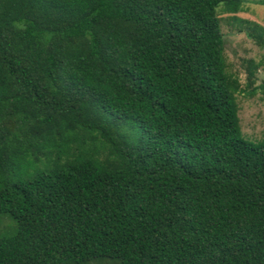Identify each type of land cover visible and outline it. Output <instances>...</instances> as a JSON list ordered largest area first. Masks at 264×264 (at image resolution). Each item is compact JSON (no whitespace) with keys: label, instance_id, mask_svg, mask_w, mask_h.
Wrapping results in <instances>:
<instances>
[{"label":"trees","instance_id":"trees-1","mask_svg":"<svg viewBox=\"0 0 264 264\" xmlns=\"http://www.w3.org/2000/svg\"><path fill=\"white\" fill-rule=\"evenodd\" d=\"M241 5L0 0V264H264L258 68L228 72L218 13Z\"/></svg>","mask_w":264,"mask_h":264},{"label":"rangeland","instance_id":"rangeland-1","mask_svg":"<svg viewBox=\"0 0 264 264\" xmlns=\"http://www.w3.org/2000/svg\"><path fill=\"white\" fill-rule=\"evenodd\" d=\"M241 1L240 12L229 14L219 7L218 13L228 72L239 79L243 88L250 65L258 68L250 89L236 94L242 137L257 142L264 138V7L262 0ZM12 224L7 217H0V233Z\"/></svg>","mask_w":264,"mask_h":264}]
</instances>
